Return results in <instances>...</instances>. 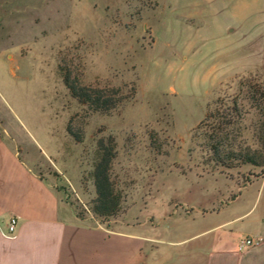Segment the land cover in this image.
I'll return each instance as SVG.
<instances>
[{"label": "rangeland", "instance_id": "rangeland-1", "mask_svg": "<svg viewBox=\"0 0 264 264\" xmlns=\"http://www.w3.org/2000/svg\"><path fill=\"white\" fill-rule=\"evenodd\" d=\"M172 13L162 0H0V135L76 218L136 228L153 246L161 228L192 212L181 183L191 190L213 170L245 182L264 169L216 166L206 140L192 137L208 111L236 99L240 116L224 131L236 151L264 156V116L251 99L255 91L264 105V13L227 37L207 22L177 26ZM64 74L117 104L92 110L70 95ZM101 139L113 141L110 216L92 211Z\"/></svg>", "mask_w": 264, "mask_h": 264}, {"label": "crops", "instance_id": "crops-1", "mask_svg": "<svg viewBox=\"0 0 264 264\" xmlns=\"http://www.w3.org/2000/svg\"><path fill=\"white\" fill-rule=\"evenodd\" d=\"M162 8L172 10L177 26L207 22L214 35L227 37L245 17L264 13V0H162ZM180 190L192 212L179 214L175 228H161L153 246L136 228L112 232L76 218L0 135V264H264V169L245 182L213 170ZM9 217L17 218L12 238L3 235ZM245 237L262 241L239 250Z\"/></svg>", "mask_w": 264, "mask_h": 264}, {"label": "trees", "instance_id": "trees-1", "mask_svg": "<svg viewBox=\"0 0 264 264\" xmlns=\"http://www.w3.org/2000/svg\"><path fill=\"white\" fill-rule=\"evenodd\" d=\"M63 80L70 95L92 110L107 112L117 104L115 99L104 94L103 89L85 86L78 82L74 83L66 74H64ZM256 94L257 92L254 91L251 99L255 100L257 111L264 116V105L257 101ZM221 107L222 109H220ZM239 116L236 99H232L229 105H219V107L208 111L193 129V139L204 138L206 140L205 147L216 166L228 168L235 164L249 163L254 166L264 164V156L260 159L257 152L249 154L248 152L243 153L241 150L236 151L233 148L234 143L228 137V132L224 131L225 128L232 127ZM259 132L264 133V124ZM112 142V139H109L108 145H104L103 140H99V157L93 169L96 198L92 202V211L101 216L113 215L118 209V197L114 193L109 176V165L114 154ZM262 147L264 148V144Z\"/></svg>", "mask_w": 264, "mask_h": 264}, {"label": "built area", "instance_id": "built-area-1", "mask_svg": "<svg viewBox=\"0 0 264 264\" xmlns=\"http://www.w3.org/2000/svg\"><path fill=\"white\" fill-rule=\"evenodd\" d=\"M17 231V218L16 217H9L6 225V230L3 232L7 238H12L16 235ZM262 241L261 238L252 239V237H245L239 241V250H242L248 246H255Z\"/></svg>", "mask_w": 264, "mask_h": 264}]
</instances>
